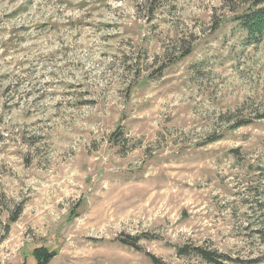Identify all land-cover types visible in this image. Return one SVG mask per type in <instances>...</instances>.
Returning a JSON list of instances; mask_svg holds the SVG:
<instances>
[{
  "label": "rangeland",
  "instance_id": "374dc122",
  "mask_svg": "<svg viewBox=\"0 0 264 264\" xmlns=\"http://www.w3.org/2000/svg\"><path fill=\"white\" fill-rule=\"evenodd\" d=\"M260 1L0 0V264H264Z\"/></svg>",
  "mask_w": 264,
  "mask_h": 264
},
{
  "label": "trees",
  "instance_id": "16d2710c",
  "mask_svg": "<svg viewBox=\"0 0 264 264\" xmlns=\"http://www.w3.org/2000/svg\"><path fill=\"white\" fill-rule=\"evenodd\" d=\"M264 1H260L258 4H262ZM241 26L247 31L248 35L259 38L264 35V8L255 9L249 13H245L239 20ZM196 252L207 262H213V257L208 252H203L201 249H197ZM55 253H49L47 249L43 247L36 248L32 251V257L34 259L33 264H49ZM152 264H157L152 261Z\"/></svg>",
  "mask_w": 264,
  "mask_h": 264
}]
</instances>
